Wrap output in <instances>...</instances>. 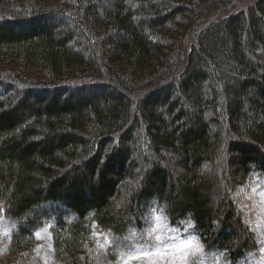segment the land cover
<instances>
[{"label":"trees","instance_id":"1","mask_svg":"<svg viewBox=\"0 0 264 264\" xmlns=\"http://www.w3.org/2000/svg\"><path fill=\"white\" fill-rule=\"evenodd\" d=\"M234 1L0 0V264H116L153 205L256 255L234 194L264 193V0Z\"/></svg>","mask_w":264,"mask_h":264},{"label":"rangeland","instance_id":"2","mask_svg":"<svg viewBox=\"0 0 264 264\" xmlns=\"http://www.w3.org/2000/svg\"><path fill=\"white\" fill-rule=\"evenodd\" d=\"M254 0H235L230 7L231 10H238L240 8H243L247 6L248 4L252 3ZM231 172V168L229 166V161L227 160V157L224 155L221 160L218 163V166L216 168V177L224 181L228 178L229 174ZM234 199L236 202H238L241 210L246 214V221L251 226L252 231L256 234L259 245H258V252L255 253L256 255H253L251 258H246L244 260H241L240 262H237L236 264H262L264 262V251L261 249L264 248V196L258 190V188L255 185H251L250 187L239 188L235 194ZM48 208V207H47ZM151 215V216H150ZM153 213L150 212V220L148 224V230H151L153 226H155L156 221L152 219ZM167 220V219H166ZM161 227L156 230L155 233H153L152 237L148 238V244L146 245L149 251H152L154 248L155 243H159L155 241L154 236L156 234H159L163 237V244H161V248H163L164 244H170L173 241L171 238H175L176 243H179L182 240L190 239L191 237L189 234L186 233V230H179V231H173L169 230L170 225L168 220L167 221H161ZM2 230V238L0 240V261L4 258H7V246L9 243V236L7 237L6 233L11 230L14 232L16 229L14 225H9L6 223H3V221L0 219V232ZM4 234V235H3ZM48 234L46 232H43L39 235L38 240V248H41L42 251L48 252L45 256L42 253L43 262L48 263V259L50 258V248L48 244ZM196 238V237H195ZM198 238H196L195 241H193V245L197 244ZM130 241V240H129ZM121 245V244H120ZM44 246V247H43ZM107 247L109 246L106 245ZM127 247L130 249L138 248L133 242L128 243ZM99 252L104 250L102 247L98 248ZM169 251H172L171 249H168ZM119 253V250L117 251ZM105 256V255H103ZM123 259H126V256L124 258L119 259L118 263L123 264ZM191 259V258H190ZM172 260L171 256H152V257H141L139 259H134L129 261V264H169V262ZM202 261V264H232L231 261L225 260V258L221 257L220 255L211 253L210 251H206L203 248L202 254H197L194 258L193 264H199V262ZM175 264H180V262L177 260L175 261Z\"/></svg>","mask_w":264,"mask_h":264},{"label":"snow or ice","instance_id":"3","mask_svg":"<svg viewBox=\"0 0 264 264\" xmlns=\"http://www.w3.org/2000/svg\"><path fill=\"white\" fill-rule=\"evenodd\" d=\"M262 195H264V193H262ZM152 213V219L156 221V224L151 228V230L147 232L149 237L153 236V233H155L156 230L162 226L160 222L163 218L161 215V213H163V209H160L159 212H157L156 209H152ZM93 227H95V225H93ZM187 228H194V225L191 223V221L187 223ZM96 235L99 236L100 234L96 233ZM135 235L136 233L133 231L132 236ZM37 237L39 238L38 233ZM105 239L107 238L105 237ZM128 239H131V237H129ZM154 239L155 241L159 242L155 245L154 251H149L147 248H136L132 251H129L128 253L120 252L119 254L122 258L126 256V259H123V264H129V261L139 259L141 257L152 256H171L172 260L169 262V264H175V261L177 260L180 262V264H193L196 255L203 253L202 244H199L197 242L196 245H193V241L196 240L195 237H191L187 240H182L179 243L174 242L175 238L173 237L171 238L173 242L170 244H164L163 248H161V244H163V237L159 234H156ZM107 242L109 245H111L112 243L111 241ZM168 249H171L172 251H169ZM261 250L264 251V248H262ZM199 264H202V261L199 262ZM262 264H264V262H262Z\"/></svg>","mask_w":264,"mask_h":264}]
</instances>
